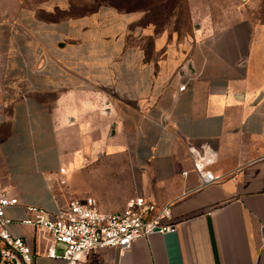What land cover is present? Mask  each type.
Segmentation results:
<instances>
[{
    "label": "crops",
    "instance_id": "crops-1",
    "mask_svg": "<svg viewBox=\"0 0 264 264\" xmlns=\"http://www.w3.org/2000/svg\"><path fill=\"white\" fill-rule=\"evenodd\" d=\"M71 3L0 9V189L19 197L5 211L11 233L35 264H67L47 253L49 232L22 221L26 206L53 213L94 196L115 212L147 195L174 200L177 229L95 247L79 264H264V22L237 6L219 31L213 6H197L186 43L140 25L144 10L44 16ZM205 142L221 180L196 190L190 146Z\"/></svg>",
    "mask_w": 264,
    "mask_h": 264
},
{
    "label": "built area",
    "instance_id": "built-area-1",
    "mask_svg": "<svg viewBox=\"0 0 264 264\" xmlns=\"http://www.w3.org/2000/svg\"><path fill=\"white\" fill-rule=\"evenodd\" d=\"M194 79L195 76L186 77L179 88L186 90ZM190 151L200 180L196 190L221 180L208 168L216 156L210 143L191 145ZM17 203L19 197L11 190L0 189V264H35L32 248L23 236L11 233L12 220L5 215L7 208ZM173 203L174 200L159 204L150 196L138 195L131 197L119 211L105 212L94 196H74L53 213L44 207L26 206L29 215L22 221L50 233L47 251L50 256L60 257L67 264H79L95 247L122 251L153 232H174L180 222L174 219ZM261 232L264 238V230ZM57 246L62 247L61 255L56 254Z\"/></svg>",
    "mask_w": 264,
    "mask_h": 264
},
{
    "label": "rangeland",
    "instance_id": "rangeland-1",
    "mask_svg": "<svg viewBox=\"0 0 264 264\" xmlns=\"http://www.w3.org/2000/svg\"><path fill=\"white\" fill-rule=\"evenodd\" d=\"M45 1L46 0H0V9L9 7L17 8L19 3H22L28 8H36ZM72 1L75 4V10L78 12H88L90 9L98 5L99 2L102 3L100 6H110L109 3L104 0ZM208 4L213 6L212 17L215 22L214 24L218 26L219 29L217 30L219 31L223 28V21L229 22L231 18L237 17L238 13L232 12L236 10L234 7L237 6L245 9L242 11L243 17L251 18L254 22H264V0H178L167 24H165L166 28L174 30L179 39H183L186 43H190L191 36L196 29V22L198 21L197 18L196 20L192 19V9L197 6H207ZM242 28L245 32H248L247 26H242Z\"/></svg>",
    "mask_w": 264,
    "mask_h": 264
},
{
    "label": "trees",
    "instance_id": "trees-1",
    "mask_svg": "<svg viewBox=\"0 0 264 264\" xmlns=\"http://www.w3.org/2000/svg\"><path fill=\"white\" fill-rule=\"evenodd\" d=\"M109 3L110 6L118 8L124 11H145L143 18L140 21V25L152 23L156 25L157 30L162 31L167 24V21L176 6L178 0H104ZM102 3L90 9L88 12L76 11L75 4L71 3L68 10H58L56 14L48 13L44 14L46 18L51 20H59L63 16H84L90 12L96 11ZM167 19V20H166ZM166 20V21H165Z\"/></svg>",
    "mask_w": 264,
    "mask_h": 264
}]
</instances>
